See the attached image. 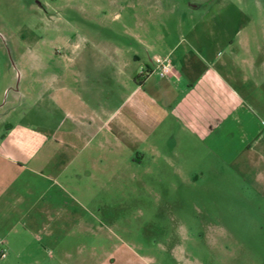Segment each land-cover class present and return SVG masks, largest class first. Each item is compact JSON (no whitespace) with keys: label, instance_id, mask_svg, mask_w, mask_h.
<instances>
[{"label":"rangeland","instance_id":"obj_1","mask_svg":"<svg viewBox=\"0 0 264 264\" xmlns=\"http://www.w3.org/2000/svg\"><path fill=\"white\" fill-rule=\"evenodd\" d=\"M255 1L0 0V139L16 122L57 132L56 102L42 94L93 42L137 34L148 46L136 51L164 56L215 26L227 41L249 35L263 45ZM203 158L200 171H177L163 158L142 167L120 157L92 179L47 183L46 195L32 172L2 175L0 264H264V183L230 156Z\"/></svg>","mask_w":264,"mask_h":264},{"label":"crops","instance_id":"obj_2","mask_svg":"<svg viewBox=\"0 0 264 264\" xmlns=\"http://www.w3.org/2000/svg\"><path fill=\"white\" fill-rule=\"evenodd\" d=\"M255 4L264 11L261 0ZM214 29L196 31L184 47L168 46L164 56L136 51L148 46L137 34L132 43L93 42L75 55L73 71L51 76L56 88L42 94L56 102L57 132L16 122L2 134L0 177L32 172L43 178L46 195L47 183L63 189L82 173L92 179L99 166L146 167L163 158L177 171H200L209 166L203 156L213 154L223 163L230 156L227 164L256 172L264 183V41H227ZM155 57L170 59L169 75H159Z\"/></svg>","mask_w":264,"mask_h":264},{"label":"built area","instance_id":"obj_3","mask_svg":"<svg viewBox=\"0 0 264 264\" xmlns=\"http://www.w3.org/2000/svg\"><path fill=\"white\" fill-rule=\"evenodd\" d=\"M156 69L161 77L167 76L172 72V64L169 58L155 57ZM4 256V253L2 254Z\"/></svg>","mask_w":264,"mask_h":264}]
</instances>
